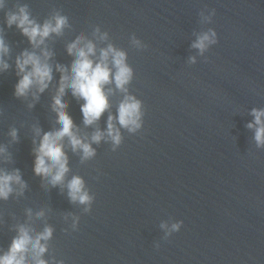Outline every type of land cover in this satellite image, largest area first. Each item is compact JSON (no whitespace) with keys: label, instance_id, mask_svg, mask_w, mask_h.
I'll use <instances>...</instances> for the list:
<instances>
[{"label":"clouds","instance_id":"9594fccd","mask_svg":"<svg viewBox=\"0 0 264 264\" xmlns=\"http://www.w3.org/2000/svg\"><path fill=\"white\" fill-rule=\"evenodd\" d=\"M8 0H0V11L4 12V23L10 29L13 26L26 37L30 48H25L15 56V74L18 81L14 86V96L28 102L27 108L32 109L39 101L40 95L46 90L54 89L51 111L55 113L53 129L43 131L39 124L31 126L32 153L35 157L33 172L41 178V187L59 188L66 191L73 205L82 206V213L89 214L95 201L85 179L73 174L69 167L68 152L77 155L79 162L85 164L97 156V147L102 143L109 144L115 152L124 141L123 132L130 135L139 133L144 125V102L130 91L134 79V69L128 63V52L117 47L110 38L108 31H101L99 25L92 27L91 32H84L65 44L67 54L72 57L70 65L54 63L55 52L50 47V41L63 37L65 30H72L69 17L62 9L53 8L49 15L39 22L32 15L28 3L16 0L8 8ZM201 25L211 24L216 15L214 8L205 6L199 12ZM195 39L190 47L197 55L187 59L188 65H195L197 57L218 43V34L214 28L194 31ZM130 46L138 51H144L149 46L139 39L135 33L129 38ZM11 47L5 39V28L0 26V74L7 72L12 65L9 63ZM54 72L59 73V80L54 83ZM71 96L81 102L80 112L84 129L82 131L68 114V102L65 96ZM119 96L115 113L112 111V97ZM107 113L106 127L101 129L99 122ZM253 119L246 128L254 133L253 140L257 149H264V107H253L248 113ZM7 135L9 144L19 141L18 129L10 127ZM96 145V147H93ZM13 162L8 145L0 144V164ZM28 184L22 179L18 168L0 167V201H8L10 197H23ZM50 209L40 208L33 211L25 208V219L17 221L9 229L16 234L11 239L7 250L0 249V264H65L63 259H57L50 251V241L53 239L54 227L47 222ZM15 218V217H14ZM80 215L63 213V220L69 227L62 229L66 234L69 228L78 230ZM70 221V223H69ZM36 222L42 223L38 231ZM183 225L182 220L161 221L159 228L163 231L164 240L178 232ZM159 243L155 244L159 248ZM46 254L48 258L45 259Z\"/></svg>","mask_w":264,"mask_h":264}]
</instances>
